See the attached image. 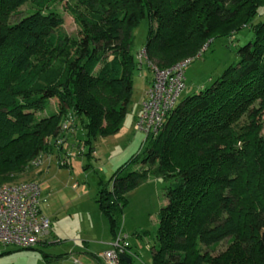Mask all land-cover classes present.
I'll return each mask as SVG.
<instances>
[{"label":"trees","instance_id":"obj_1","mask_svg":"<svg viewBox=\"0 0 264 264\" xmlns=\"http://www.w3.org/2000/svg\"><path fill=\"white\" fill-rule=\"evenodd\" d=\"M49 1L0 0V184L60 150L54 145L67 137L60 130L69 116L71 132L81 125L89 157L97 137L120 130L140 65L132 46L142 21L149 70L194 59L214 40L247 28L252 37L237 46L236 60L182 98L107 183L97 182L96 202L113 239L122 233L127 193L151 177L170 181L151 264H264V18L253 22L264 0H76L84 10L72 9L79 32L73 42L58 14L43 13ZM26 3L36 10L10 25L9 15ZM51 99L57 113L36 121ZM244 116L247 123L236 128ZM130 163L139 167L128 170ZM223 241L228 246L218 255L203 251ZM128 249L132 264L130 243Z\"/></svg>","mask_w":264,"mask_h":264},{"label":"rangeland","instance_id":"obj_2","mask_svg":"<svg viewBox=\"0 0 264 264\" xmlns=\"http://www.w3.org/2000/svg\"><path fill=\"white\" fill-rule=\"evenodd\" d=\"M72 9L84 10L76 0H50L47 9L43 11L45 14H58L63 19V29L71 42L76 41L79 36ZM35 10L31 3L23 4L9 15L8 23L13 25ZM261 18H264V10L260 11L259 17L253 22ZM146 33L147 22L142 21L133 32V53L143 49ZM251 37V32L244 28L231 38H219L204 47L202 51H205L201 56L192 58V62L184 70L185 89L178 102L202 84L207 85L211 79L220 76L223 69L236 60L237 46L243 45ZM149 72L145 63L141 68L134 70L131 76V104L121 128L116 134L104 138L97 137L92 142L94 154L90 157L86 155L88 146L83 142V130L77 123L74 134L69 132L66 138L63 137L62 143H55L54 146H60V150L54 149L51 155H40L21 166L22 170L12 175V181L15 182H40L44 196H48L46 206L53 214L50 222L51 232L44 246L33 249L0 245V264H62L64 259L56 257L64 255L73 257L74 261L82 264H103L97 256L109 249L112 235L108 219L96 202L97 182L101 180L107 183L119 167L148 145L144 142V133L135 126V114L137 115L141 107L140 103L150 77ZM57 111L58 102L51 99L44 112L35 114L36 121ZM261 120L263 122L264 116ZM246 123L244 116L236 128ZM80 143L85 150L83 155L77 153ZM69 154L72 156L69 158L68 164L72 160L69 167H59V162H65ZM137 166L138 163H130L127 169L134 170ZM169 182L151 177L126 195L127 204L119 217V223L123 235L135 253L132 264H151V246L157 230V214L166 204L164 189ZM227 246L228 242L223 241L217 247L204 248L203 251L216 256Z\"/></svg>","mask_w":264,"mask_h":264},{"label":"built area","instance_id":"obj_3","mask_svg":"<svg viewBox=\"0 0 264 264\" xmlns=\"http://www.w3.org/2000/svg\"><path fill=\"white\" fill-rule=\"evenodd\" d=\"M146 57L142 49L136 53L139 68ZM192 59L182 60L165 69L150 66L152 83L145 92L136 115L135 126L146 136L159 132L167 115L178 103L185 89L184 70ZM75 121L69 116L61 125V134L72 131ZM58 144L63 137L59 136ZM145 140V139H144ZM83 147L78 146L82 153ZM69 154L66 158L67 163ZM40 184L37 180H25L0 184V245L26 249L36 247L50 230V219L40 213ZM126 236L118 233L111 241L109 250L99 254L104 264H120L119 256L131 255ZM75 264H80L75 262Z\"/></svg>","mask_w":264,"mask_h":264},{"label":"crops","instance_id":"obj_4","mask_svg":"<svg viewBox=\"0 0 264 264\" xmlns=\"http://www.w3.org/2000/svg\"><path fill=\"white\" fill-rule=\"evenodd\" d=\"M143 65V64H142ZM146 65V64H145ZM147 66V65H146ZM141 68V67H140ZM149 69V68H148ZM150 71V70H149ZM149 74H150V77H149V80H148V84H147V88H146V90L149 88V86L151 85V83H152V73H151V71L149 72ZM202 86H204V84H202L200 87H198V88H196L195 90H197V89H199V88H201ZM146 90H145V92H146ZM194 90V91H195ZM145 92H144V96H145ZM143 99H144V97L142 98V101H143ZM141 101V102H142ZM141 104V103H140ZM140 108V107H139ZM135 119H136V114H135ZM94 152H95V149H94ZM94 154V153H93ZM71 162H72V160H71ZM71 162H70V164H71ZM39 182V181H38ZM39 184H40V182H39ZM40 189H41V186H40ZM47 200H48V196L46 195V196H44V194H43V191H42V189H41V192H40V201H41V204H40V213L42 214V215H44V216H46V217H48L49 219H50V221H51V219H52V217H53V214L51 213V211H49V209L47 208V206H46V203H47ZM50 230H49V233L47 234V235H45L44 237H42V239H41V242L39 243V246H44L47 242V239H48V237L50 236ZM111 241H112V237H111V239H110V242H109V246H110V243H111ZM107 250H109V249H107ZM106 250V251H107ZM106 251H104V252H106ZM102 254V253H101ZM99 256V255H98ZM97 256V257H98ZM89 257H91V255H89ZM94 257V256H93ZM92 257V258H93ZM61 259H64L63 261H61V263L62 264H75V262L76 261H74L73 260V257H68V255H64ZM99 261H102L103 262V260H101V259H99ZM78 262V261H77ZM80 264H82V263H80ZM103 264H104V262H103Z\"/></svg>","mask_w":264,"mask_h":264},{"label":"water","instance_id":"obj_5","mask_svg":"<svg viewBox=\"0 0 264 264\" xmlns=\"http://www.w3.org/2000/svg\"><path fill=\"white\" fill-rule=\"evenodd\" d=\"M103 207H106V206H103ZM119 259L123 262H126L129 264L130 260L126 257V256H123V255H120L119 256Z\"/></svg>","mask_w":264,"mask_h":264}]
</instances>
